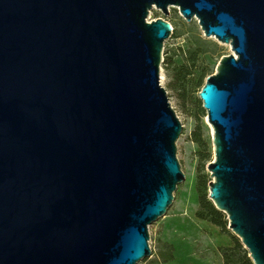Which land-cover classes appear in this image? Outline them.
<instances>
[{"label": "water", "instance_id": "1", "mask_svg": "<svg viewBox=\"0 0 264 264\" xmlns=\"http://www.w3.org/2000/svg\"><path fill=\"white\" fill-rule=\"evenodd\" d=\"M233 53L199 97L209 198L264 264V0H0V264H137L185 178L159 9Z\"/></svg>", "mask_w": 264, "mask_h": 264}, {"label": "rangeland", "instance_id": "2", "mask_svg": "<svg viewBox=\"0 0 264 264\" xmlns=\"http://www.w3.org/2000/svg\"><path fill=\"white\" fill-rule=\"evenodd\" d=\"M159 17L166 18L175 29L164 41L161 84L166 88L171 106L183 126L176 141V155L185 178L174 191L173 201L166 213L149 225L151 255L137 264H223L219 249L221 246L231 245L230 236L216 225L195 215L199 206L196 185L199 164L197 152L200 147L191 140L190 135L196 127L198 116H201L199 120L203 124V138L207 142V152L211 154L205 167L210 182L212 177L208 164L215 158L213 130L207 120V111L202 113L198 109V99L206 77L215 73L222 56L233 53V50L229 43L222 42L215 36H206L196 18L186 21L180 15L178 7H170L169 16H164L159 9L153 8L147 19L151 21ZM196 41L202 42L211 51L200 53L191 73L181 82V86L174 87L172 82L177 83V80L166 70L164 60L170 57L176 64H183L185 54ZM200 78H203V84H199ZM163 241L170 242L175 247V260L172 262L158 263L155 260Z\"/></svg>", "mask_w": 264, "mask_h": 264}, {"label": "trees", "instance_id": "3", "mask_svg": "<svg viewBox=\"0 0 264 264\" xmlns=\"http://www.w3.org/2000/svg\"><path fill=\"white\" fill-rule=\"evenodd\" d=\"M210 51L211 50L204 46L202 42L196 41L185 54L186 58L183 64H176L170 57L165 58L164 66L166 70L169 74H173V77L177 80V83L172 82V85H174V87L181 86V82L184 81L186 76L191 73V68L196 65L199 54L208 53ZM199 84H203V78H200ZM198 109L199 111H202V113H205L203 102L200 98L198 99ZM200 118L201 116H198L196 127L190 135L191 140L200 147V150L197 152L199 164L197 168L198 173L196 185L199 206L195 215L199 219L216 225L223 233L230 236L232 241L231 245L221 246L219 249L223 264H255L250 257L249 251L244 247L240 238L228 228L229 221L226 213L219 210L215 206L214 202L209 198V178L205 171V167L211 154L210 152H207V142L203 138V124L200 122ZM174 251L175 247L172 243L163 241L159 251L157 252L155 260L158 263L172 262L175 260Z\"/></svg>", "mask_w": 264, "mask_h": 264}]
</instances>
